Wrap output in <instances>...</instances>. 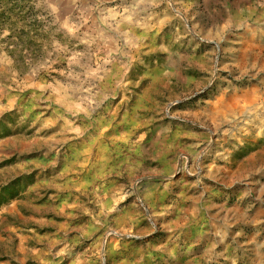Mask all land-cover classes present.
Segmentation results:
<instances>
[{
    "label": "rangeland",
    "instance_id": "rangeland-1",
    "mask_svg": "<svg viewBox=\"0 0 264 264\" xmlns=\"http://www.w3.org/2000/svg\"><path fill=\"white\" fill-rule=\"evenodd\" d=\"M0 264H264V0H0Z\"/></svg>",
    "mask_w": 264,
    "mask_h": 264
}]
</instances>
